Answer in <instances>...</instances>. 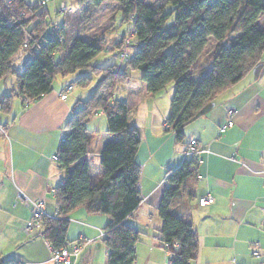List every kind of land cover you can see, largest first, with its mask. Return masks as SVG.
Wrapping results in <instances>:
<instances>
[{"label": "trees", "instance_id": "obj_1", "mask_svg": "<svg viewBox=\"0 0 264 264\" xmlns=\"http://www.w3.org/2000/svg\"><path fill=\"white\" fill-rule=\"evenodd\" d=\"M90 1L92 7L99 8L106 0ZM115 1L120 6L122 24L128 25L126 32L112 41H107L105 35L91 40L78 38L69 47L65 22L59 23L58 35L62 39L51 38L58 22L49 21L46 6L40 9L26 0L10 4L0 0V81L16 77L11 93L0 97V111L10 113L15 99L23 103L27 99L30 104L40 100L53 91L57 77L77 73L75 84L81 88L90 86V74L98 77L93 95L66 122L64 130L68 137L65 141L60 139L55 153L58 155L55 162L64 172L65 180L55 189L59 215L44 218V234L58 249L69 241V215L73 211L84 208L89 214H105L110 218L103 240L109 249L107 264H135L139 232L125 222L142 202L141 166L137 161L142 134L133 125L135 111L144 97L153 96L174 82L166 131L173 132L177 143H182L185 127L260 64L264 55V23L261 27L259 20L264 0H167L162 6H152L143 0ZM75 2L76 10H82L88 0ZM133 30L135 35H131ZM25 34L30 38L31 60L23 73L17 74L9 62L21 49ZM129 37L130 43L126 44ZM209 39L216 42L209 69L194 80L195 64L203 57ZM126 49L135 53L127 62L121 59ZM103 51L118 56L126 69L92 65L91 61ZM132 71L141 73L138 83L131 82ZM123 85L128 87L127 96L114 101V93ZM99 113L106 116L107 132L118 139L102 149L103 175L93 184L87 159L93 140L88 127ZM194 163L185 159L179 168L167 172H172L171 187H165L158 206L163 239L180 243L179 250L170 257V264H189L199 252L195 227L172 211L189 184L198 179L200 166L192 170ZM0 264L19 263L0 255Z\"/></svg>", "mask_w": 264, "mask_h": 264}, {"label": "crops", "instance_id": "obj_2", "mask_svg": "<svg viewBox=\"0 0 264 264\" xmlns=\"http://www.w3.org/2000/svg\"><path fill=\"white\" fill-rule=\"evenodd\" d=\"M210 41L214 42L213 53L216 42ZM208 69L209 64L197 72L193 70V79ZM57 79L53 91L40 100L26 106L15 99L10 113L0 111V123L8 134V138L0 137V255L19 264H53L47 240L41 235L26 237L22 227L31 218L27 200L46 199L48 215H59L55 189L64 183L65 174L51 156L60 146L66 122L82 106L78 102L85 99L82 93L73 94L75 87L62 99L65 87L72 83ZM126 90L128 94V87ZM170 97L171 93L164 94V90L144 97L133 120L142 134L137 153L142 202L125 222L139 232L135 264L167 263V252L157 239L162 227L158 206L165 190L163 180L169 170L183 163L191 139L210 152L201 155L199 172L203 178L193 180L172 209L189 220L198 233L199 252L189 264H264V55L254 70L185 127V140L178 143L167 161L156 160L155 151L148 147L146 154L142 150L143 141L148 131L158 138L156 131L161 132L162 122L165 124L169 115ZM229 110H234V126L221 132L220 127L230 117ZM155 122L159 128L152 127ZM88 128L93 141L87 159L91 182L96 184L103 175L101 151L118 136L108 133L103 123L101 129H92L91 123ZM92 149L97 152L95 157ZM173 160L174 168H169ZM208 193L214 196V203L199 206L198 199ZM109 221L108 215L89 214L84 208L69 215L67 239L90 241L84 243L76 264L108 263L109 249L103 240ZM253 243L260 245L257 256L253 254Z\"/></svg>", "mask_w": 264, "mask_h": 264}, {"label": "rangeland", "instance_id": "obj_3", "mask_svg": "<svg viewBox=\"0 0 264 264\" xmlns=\"http://www.w3.org/2000/svg\"><path fill=\"white\" fill-rule=\"evenodd\" d=\"M65 2L67 8H69L67 11L61 13H58V9L60 6V2ZM144 2L152 5V6H162L167 3V0H143ZM28 4H35L37 0H26ZM46 8L49 10V21L52 22H58V23H64L65 22V32L67 37V46H71L73 41L78 38H84L87 40H91L94 38H98L101 35H105L107 41H112L113 39H117L120 35H122L124 32H126L128 25L122 24V14L118 12L120 6L115 0H106L103 5L99 8H94L91 5V1L88 0V2L82 6V10H76L78 8L75 0H50L46 4ZM71 9V10H70ZM170 7L168 8V10ZM118 12V14H117ZM173 19V18H172ZM171 19V21H172ZM264 23V12L261 14L259 24L262 27ZM212 38V37H211ZM230 38H234V36H230ZM214 42L210 41L207 52L205 55H203L201 61L196 63L195 72H197L200 67H204L208 64L211 55H212V49H213ZM92 65L101 67V68H114L116 70L122 71L126 69V64L121 62L115 54H108L105 51L101 52L98 56H96L92 61ZM131 74V82L137 83L140 79L141 73L139 71H132ZM92 78V82L90 86L86 88L78 87L75 84V81L78 77V74H71L66 79H63L61 76L57 77L59 80H65L68 83H73L75 90L73 91V94H84L83 99L84 101L88 100L94 93L96 85L98 83V77L95 75H89ZM57 79V80H58ZM16 85V77L10 76L7 80L0 81V97L3 95H8L11 93V90L14 89ZM173 88L174 90H171ZM127 86L123 85L121 86L113 95V100H123L125 99V96L127 94ZM171 97L169 99V108L171 105V100L175 92V83L172 82L167 85V87L164 89V94H168ZM173 91V92H172ZM78 105H82V102H78ZM162 109H165V106H161ZM91 127L92 129H101V124L107 125V119L106 116L99 113L95 114L93 116V119L91 120ZM157 123L155 122L153 126H155ZM159 128V126H155L154 128ZM156 131V130H155ZM152 132L148 131V137L144 139L143 141V147L142 150L145 151V153H148V147L155 151L154 155L155 159L162 160L165 158L167 161L169 157L174 153V148L178 145L176 141L175 134L173 132H167L165 131V124L162 122V128L161 132L159 133V129L156 131V136L158 138L152 137ZM159 133V134H158ZM92 157H95L97 155L96 150L92 149L91 152ZM143 153L139 155V159H142ZM156 159V160H157ZM153 163V161H152ZM174 160L171 161V166L169 168H174ZM168 169V168H167ZM166 172V171H165ZM164 172V174H165ZM163 174V177H164ZM162 177V178H163ZM165 189L162 188V190ZM73 233V229L71 231Z\"/></svg>", "mask_w": 264, "mask_h": 264}, {"label": "built area", "instance_id": "obj_4", "mask_svg": "<svg viewBox=\"0 0 264 264\" xmlns=\"http://www.w3.org/2000/svg\"><path fill=\"white\" fill-rule=\"evenodd\" d=\"M13 1L14 0H4V2L7 4L12 3ZM49 1L50 0H37L35 7L42 9L46 6V4ZM67 10H68V8L64 4V2H62L59 6L58 13L62 14L63 12H65ZM59 30H60V24L56 23V26L54 28V32H53V34H51L52 39H57L59 41L62 39L58 35ZM135 32L136 31L133 30L131 35H135ZM25 36H26V40L23 43L21 49L13 56V58L9 62L12 70L17 74H22L25 67L28 65V63L31 60V54H30V51L28 49V44L30 42V38L28 37L27 34H25ZM125 43L126 44L130 43V37L126 39ZM134 56H135V53L134 52L130 53L127 49L123 50V52L121 53V59L125 62L134 58ZM73 88H74V85H72V84L67 85L65 87L64 92L61 94V98L66 99L67 94L69 92H71L73 90ZM24 103H27L26 106L30 104L27 101V99L24 100ZM0 109H1V106H0ZM233 114H234V110H229V116L230 117L226 121V123L220 127L221 132H224L227 129L232 128L234 126ZM165 127L166 128L168 127L166 123H165ZM1 136H5L8 138L6 126L4 124L0 123V137ZM67 137H68V133H67V131L64 130L61 133L60 139H61V141H65L67 139ZM205 152H210V151H209V149L201 147L198 140L191 139V140H189L188 146L186 147V150L184 152V160L187 159V160L194 161L195 163H194V166H192V170H196V168L201 166V164L203 163V161L201 159V155ZM51 160L57 161L58 155L53 154L51 156ZM171 177H172V172L167 173L165 175L164 180H163V184L167 188L171 187V183H170ZM197 178L202 179L203 175L199 173L197 175ZM20 194H21V192H20ZM214 201H215L214 196L212 194H209V193L205 194L204 196L199 198V204L201 206L210 205V204L214 203ZM27 203L31 207V218L23 225L22 233L26 237H33L35 235H41L45 238L44 221L43 220H44V218H51L47 213V201H46V199H40L38 201L27 200ZM157 239L160 242L162 248H164L166 250L167 255L169 257L166 264H170L171 263V259H170L171 255L174 252L178 251L180 248L179 241H177V240L172 241V242L165 241L160 232L157 235ZM88 242H90V241H88V240H80V241H74V242L68 241L65 243L64 246L56 249L47 241V245H48L50 252H51L52 263L53 264H76L79 256L81 255V253L83 251L84 243H88ZM252 245H253V249H254L253 254L255 256H257L258 255V248L260 247V245L258 243H253Z\"/></svg>", "mask_w": 264, "mask_h": 264}]
</instances>
